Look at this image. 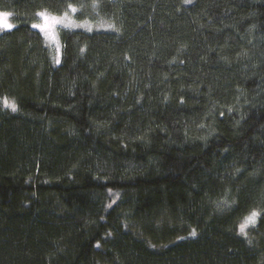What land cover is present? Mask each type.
Returning a JSON list of instances; mask_svg holds the SVG:
<instances>
[{
    "label": "trees",
    "instance_id": "1",
    "mask_svg": "<svg viewBox=\"0 0 264 264\" xmlns=\"http://www.w3.org/2000/svg\"><path fill=\"white\" fill-rule=\"evenodd\" d=\"M0 10V264H264V0Z\"/></svg>",
    "mask_w": 264,
    "mask_h": 264
},
{
    "label": "rangeland",
    "instance_id": "2",
    "mask_svg": "<svg viewBox=\"0 0 264 264\" xmlns=\"http://www.w3.org/2000/svg\"><path fill=\"white\" fill-rule=\"evenodd\" d=\"M4 13H8L9 15L4 16L3 15ZM43 13H45L46 19L40 16L39 25H35L34 27H36L41 31L47 43L54 49L56 54L55 61L59 64L62 59V51H63L59 29L68 28L72 30H77L81 28L84 29H88V28H86L85 27L86 25L82 24V22L78 21L68 13H66L65 15L52 14L49 12H43ZM5 24L13 25L11 29H13L15 26L13 22L12 14L7 11L0 10V29L3 31L11 30L5 28L4 27Z\"/></svg>",
    "mask_w": 264,
    "mask_h": 264
},
{
    "label": "snow or ice",
    "instance_id": "3",
    "mask_svg": "<svg viewBox=\"0 0 264 264\" xmlns=\"http://www.w3.org/2000/svg\"><path fill=\"white\" fill-rule=\"evenodd\" d=\"M3 15H4V16H8L9 14H8V13H4ZM39 15H40L42 18H45V19H46L45 13L41 12V13H39ZM4 27L7 28V29H11V28L13 27V25H11V24H5ZM37 27H39V26H37ZM2 103L4 104L5 107H9V108H11L13 111L16 110V104H15L14 102H13V103H9V101H8L7 98H4L3 101H2ZM257 215H258V213L253 212V213L251 214V216L248 218V220H249L250 222L253 221L254 218H255ZM243 228H244V225H241V230H243ZM193 235H195V232H193Z\"/></svg>",
    "mask_w": 264,
    "mask_h": 264
}]
</instances>
